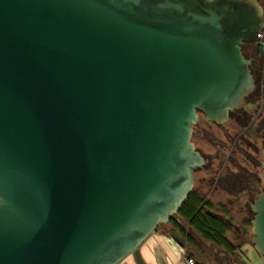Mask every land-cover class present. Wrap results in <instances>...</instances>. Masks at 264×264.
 Here are the masks:
<instances>
[{"label": "water", "instance_id": "1", "mask_svg": "<svg viewBox=\"0 0 264 264\" xmlns=\"http://www.w3.org/2000/svg\"><path fill=\"white\" fill-rule=\"evenodd\" d=\"M263 28L258 0H0V264L136 253L192 190L197 113L254 88ZM252 210L264 264V191Z\"/></svg>", "mask_w": 264, "mask_h": 264}, {"label": "flooded vegetation", "instance_id": "2", "mask_svg": "<svg viewBox=\"0 0 264 264\" xmlns=\"http://www.w3.org/2000/svg\"><path fill=\"white\" fill-rule=\"evenodd\" d=\"M255 40L241 46L242 53L250 60V73L254 88L244 99L228 111L222 123L206 121L201 112L192 126L190 141L203 159L201 166L193 169V186L190 194L203 201L205 227L209 220L221 222L233 250L223 248V254L214 250L220 248L212 241L203 240L187 221L173 216L166 224L175 221L166 231L175 236L184 247V254H194L199 263L195 264H241L236 257L239 251L242 262L260 264L251 259L244 245L252 247V255H258L247 238L250 221L254 212L252 205L257 196L264 191L263 170L261 168L264 149V42ZM209 146L204 150L203 145ZM200 187H195L196 184ZM259 257V256H258ZM255 259H257L255 257Z\"/></svg>", "mask_w": 264, "mask_h": 264}, {"label": "crops", "instance_id": "3", "mask_svg": "<svg viewBox=\"0 0 264 264\" xmlns=\"http://www.w3.org/2000/svg\"><path fill=\"white\" fill-rule=\"evenodd\" d=\"M247 249L242 247L240 251ZM184 247L171 239L169 235L163 231H154L139 246L136 253L125 257L118 264H184L183 258H191L196 263L199 260L194 254H184ZM219 254H223V248H215ZM249 256V251H247ZM244 264L242 260H238ZM246 264H250L249 261Z\"/></svg>", "mask_w": 264, "mask_h": 264}, {"label": "trees", "instance_id": "4", "mask_svg": "<svg viewBox=\"0 0 264 264\" xmlns=\"http://www.w3.org/2000/svg\"><path fill=\"white\" fill-rule=\"evenodd\" d=\"M203 201L193 194H189L187 200L178 211L177 215L188 222L189 226L203 239L206 241H212L220 248L226 249L231 252L233 248L228 243L225 237L227 228L218 221L210 219L209 227L206 229L204 212L202 211ZM173 227H178L175 221L170 223ZM159 228L157 227L155 231Z\"/></svg>", "mask_w": 264, "mask_h": 264}, {"label": "rangeland", "instance_id": "5", "mask_svg": "<svg viewBox=\"0 0 264 264\" xmlns=\"http://www.w3.org/2000/svg\"><path fill=\"white\" fill-rule=\"evenodd\" d=\"M259 1V3L262 5V7H263V10H264V0H258ZM262 32H264V28H263V30H262ZM203 147H204V150H208L209 149V146L207 145V144H204L203 145ZM195 187H200V185H198V183L196 184V186ZM176 216L177 215H175L174 217L176 218ZM169 226H170V224L168 225V224H164V225H160V226H158V230L157 231H166L167 232V230H168V228H169ZM251 235L252 234H250L249 232H247V238L249 239V238H251ZM243 247H247V249L245 248L243 251H246V253H247V251H249V256H250V258L251 259H254V260H256V262L257 261H259V254L258 255H252V247H250V246H248V245H244ZM236 257L238 258V260H242V257H243V255L241 254V252H237L236 253ZM255 257L257 258V259H255ZM197 258V257H196ZM260 262V261H259ZM249 263H250V261H249ZM251 264V263H250Z\"/></svg>", "mask_w": 264, "mask_h": 264}, {"label": "built area", "instance_id": "6", "mask_svg": "<svg viewBox=\"0 0 264 264\" xmlns=\"http://www.w3.org/2000/svg\"><path fill=\"white\" fill-rule=\"evenodd\" d=\"M257 40L261 41L262 43L264 42V32L261 31L257 35ZM183 262H184V264H195V261L193 259L187 258V257L183 258Z\"/></svg>", "mask_w": 264, "mask_h": 264}]
</instances>
